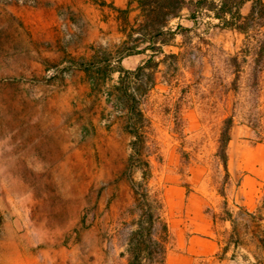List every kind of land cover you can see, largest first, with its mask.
<instances>
[{
    "label": "rangeland",
    "instance_id": "obj_1",
    "mask_svg": "<svg viewBox=\"0 0 264 264\" xmlns=\"http://www.w3.org/2000/svg\"><path fill=\"white\" fill-rule=\"evenodd\" d=\"M118 18L123 34L114 25L116 35L126 44L114 38L79 55L62 42H78L83 31L69 32L61 11L50 12L43 0H0V264H128L140 216L164 217L167 187L190 191L205 183L215 192L207 209L229 216L227 189L241 181L231 177L232 158L243 145H264V26L247 40L202 11L184 21L192 30L120 83L110 71L119 51L140 38L134 28L143 18ZM133 64L124 60L129 70ZM138 111L146 145L129 169L127 124L139 120ZM228 118L226 171L221 134ZM144 162L149 199L137 187ZM235 221L241 238L264 239L248 214L239 211Z\"/></svg>",
    "mask_w": 264,
    "mask_h": 264
},
{
    "label": "crops",
    "instance_id": "obj_2",
    "mask_svg": "<svg viewBox=\"0 0 264 264\" xmlns=\"http://www.w3.org/2000/svg\"><path fill=\"white\" fill-rule=\"evenodd\" d=\"M43 1L50 12L61 11V24L65 23L69 32L72 33L75 28L83 31L84 35L78 42L72 38L69 41L61 40L71 46L72 53L79 55H83L91 46L95 50L111 45L114 38L119 39L123 46L127 39L124 35L119 38L114 28V25L116 28L120 25V34H123L119 13L126 12L129 21L132 12L141 14L136 0ZM173 20L178 21L176 27L188 26L185 20L195 22L188 17L187 11ZM148 51L124 57L122 66L129 70L124 65V60L129 58L140 66L146 61ZM114 74L119 75L118 72ZM245 146L237 150L232 158L235 164L230 170L231 177L241 181L227 189L225 201L229 216H215L207 209L215 201L212 199L215 192L205 183L199 189L190 191L180 183L166 188L164 219L169 228L170 243L164 264H264L261 239L252 233V238L243 239L236 232L235 217L239 211L248 214L264 231V145ZM98 264L109 263L102 261Z\"/></svg>",
    "mask_w": 264,
    "mask_h": 264
},
{
    "label": "trees",
    "instance_id": "obj_3",
    "mask_svg": "<svg viewBox=\"0 0 264 264\" xmlns=\"http://www.w3.org/2000/svg\"><path fill=\"white\" fill-rule=\"evenodd\" d=\"M136 1L143 21L137 28H134V31L140 38L134 40L136 44H132L129 47L124 46L119 51L114 61L116 66L110 71V75L116 72L119 73L120 83H123L125 78L138 75L139 72L147 68L148 64L155 61L156 55L163 54V46L171 44L178 34L190 31V29L183 28L180 25L177 26L176 30L169 28L170 21L181 17L184 11H187L188 17L195 21L198 19L200 12L209 11L211 17L218 21L219 27L235 30L244 35L247 40L255 37L250 34L251 31L256 27L261 28L264 26V0ZM249 2L251 3L250 11L247 15H244L242 9ZM148 36L151 39L146 40ZM153 38L154 40H152ZM144 42H148V46L140 49V46ZM146 50L152 51L151 57L138 66L136 70H127L122 66L121 62L124 57L137 53H145ZM108 65L109 63L106 64V68ZM90 67L95 69L98 73H107L106 68L104 69V67L97 66V64H91ZM128 96L132 95L130 94ZM138 117V121L133 122V120H129L127 124V131L132 136V153L129 160V169L135 168L133 165L134 157H140L142 155V149L146 145L145 134L147 125L141 111H138ZM232 125V118H228L225 121V127L221 134V147L224 151L222 161L226 171L228 167V155L226 150L231 139L230 129ZM139 169L142 173V179L141 182L137 184V187L143 191V193L140 194L142 198L149 199L150 195L147 189L151 177L149 163L144 162ZM154 201L160 204V210L162 211V199L156 198ZM136 225L137 230L132 233L129 241L128 264H164L168 245L170 243V232L162 214L158 216H154V214H150V216H140ZM261 242L264 244V239L261 238Z\"/></svg>",
    "mask_w": 264,
    "mask_h": 264
}]
</instances>
